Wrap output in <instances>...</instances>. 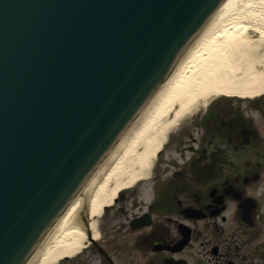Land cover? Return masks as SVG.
Wrapping results in <instances>:
<instances>
[{
  "label": "water",
  "instance_id": "95a60500",
  "mask_svg": "<svg viewBox=\"0 0 264 264\" xmlns=\"http://www.w3.org/2000/svg\"><path fill=\"white\" fill-rule=\"evenodd\" d=\"M224 0H0V264H27Z\"/></svg>",
  "mask_w": 264,
  "mask_h": 264
},
{
  "label": "flooded vegetation",
  "instance_id": "af4514ba",
  "mask_svg": "<svg viewBox=\"0 0 264 264\" xmlns=\"http://www.w3.org/2000/svg\"><path fill=\"white\" fill-rule=\"evenodd\" d=\"M96 220L54 264H264V89L189 113Z\"/></svg>",
  "mask_w": 264,
  "mask_h": 264
},
{
  "label": "bare ground",
  "instance_id": "6f19581e",
  "mask_svg": "<svg viewBox=\"0 0 264 264\" xmlns=\"http://www.w3.org/2000/svg\"><path fill=\"white\" fill-rule=\"evenodd\" d=\"M250 18L264 21V0H224L220 4L28 264H53L79 249L84 238L81 218L88 215L94 228L93 217L112 203L120 189L146 177L166 128L194 111L199 100L218 94L253 96L263 91L264 64L251 54L256 46L246 34ZM261 55L264 60V49Z\"/></svg>",
  "mask_w": 264,
  "mask_h": 264
},
{
  "label": "rangeland",
  "instance_id": "374dc122",
  "mask_svg": "<svg viewBox=\"0 0 264 264\" xmlns=\"http://www.w3.org/2000/svg\"><path fill=\"white\" fill-rule=\"evenodd\" d=\"M257 20L258 19H256V18L248 19V21H250V25H248L246 34L253 41L254 46H256V48L254 49V51L251 54L254 55V56L257 55L256 59L257 58L260 59V61H261L260 64L262 65V64H264V60L262 59V55H261L262 52H263V49H264V41L262 42V40H261V31H262V28L264 26V21H257ZM215 96L216 95H212L211 97H208L206 99L199 100L198 103H197V106H198L197 108H202L212 97H215ZM186 115H188V113ZM186 115L183 116L180 119H177L178 122H175L174 124H171L169 127L166 128L167 130L165 129L166 131H165V135H163L164 139H163V142H162L161 146L165 145V142H166L168 136L170 135V133L173 132L186 119ZM171 116H172V112H169L168 113V117L170 118ZM138 148L141 149L142 146L140 145ZM156 158H157V154H155V156L151 159L150 169L154 166ZM149 173L150 172H147L146 175L149 174ZM112 202H113V200H112ZM111 214H112V210L109 209L108 211L105 212L104 215L111 216ZM101 215H103V208H102V210L99 213H97L93 217V219L94 220L97 219L96 221L98 223H100Z\"/></svg>",
  "mask_w": 264,
  "mask_h": 264
}]
</instances>
